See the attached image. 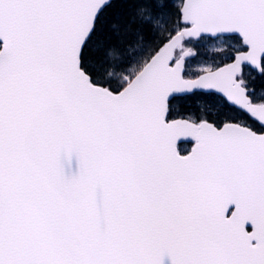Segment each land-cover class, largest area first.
<instances>
[{"label": "snow or ice", "instance_id": "obj_1", "mask_svg": "<svg viewBox=\"0 0 264 264\" xmlns=\"http://www.w3.org/2000/svg\"><path fill=\"white\" fill-rule=\"evenodd\" d=\"M165 257L264 264V0H0V264Z\"/></svg>", "mask_w": 264, "mask_h": 264}, {"label": "trees", "instance_id": "obj_2", "mask_svg": "<svg viewBox=\"0 0 264 264\" xmlns=\"http://www.w3.org/2000/svg\"><path fill=\"white\" fill-rule=\"evenodd\" d=\"M208 47L209 45L200 47L198 51V59L211 63L214 59L220 57L222 54L217 51L211 52Z\"/></svg>", "mask_w": 264, "mask_h": 264}, {"label": "water", "instance_id": "obj_3", "mask_svg": "<svg viewBox=\"0 0 264 264\" xmlns=\"http://www.w3.org/2000/svg\"><path fill=\"white\" fill-rule=\"evenodd\" d=\"M190 141H180L178 142L180 145L183 143H189ZM76 170V165H75V158H73V162H72V168H71V173L74 174ZM66 174H69V171L66 169ZM164 264H170V262L167 260V258L165 257L164 260Z\"/></svg>", "mask_w": 264, "mask_h": 264}, {"label": "rangeland", "instance_id": "obj_4", "mask_svg": "<svg viewBox=\"0 0 264 264\" xmlns=\"http://www.w3.org/2000/svg\"><path fill=\"white\" fill-rule=\"evenodd\" d=\"M214 47L215 46H211V45H209V50L211 51V52H215V50H214ZM193 67H195V64H193ZM188 150L190 149V147L189 148H187Z\"/></svg>", "mask_w": 264, "mask_h": 264}]
</instances>
